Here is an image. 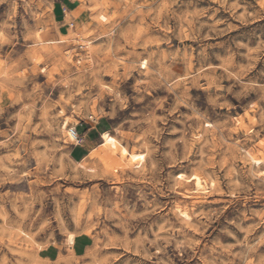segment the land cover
<instances>
[{
    "label": "clouds",
    "instance_id": "clouds-1",
    "mask_svg": "<svg viewBox=\"0 0 264 264\" xmlns=\"http://www.w3.org/2000/svg\"><path fill=\"white\" fill-rule=\"evenodd\" d=\"M178 2L0 0V264H264V208H245L210 242L224 209L197 211L220 193L229 206L264 197V25L220 44L229 54L214 63L216 45L173 49L170 23L203 42L264 20V0L183 14ZM27 18L36 27L24 32ZM60 179L110 198L46 203L40 186L58 191Z\"/></svg>",
    "mask_w": 264,
    "mask_h": 264
},
{
    "label": "rangeland",
    "instance_id": "rangeland-1",
    "mask_svg": "<svg viewBox=\"0 0 264 264\" xmlns=\"http://www.w3.org/2000/svg\"><path fill=\"white\" fill-rule=\"evenodd\" d=\"M160 0H155L154 6L156 4H159ZM210 0H179L178 4L175 5V11L176 13L179 14H183V12L185 11H194V10H200V9H205L209 6ZM218 6V5H213ZM7 7L6 6H0V25H3L5 23V21L7 20ZM18 15H17V22L19 23V17L20 14L23 13V8H19L17 10ZM227 13H223L221 12L220 14H218L217 18H222L224 16H226ZM28 22H27V26L25 27L23 24L20 25L21 29L24 32H27L29 30H34L36 27V24L33 20H31L30 18H27ZM172 24V26L174 28H176V32H177V39H173L171 41L172 43V47L173 49L177 48V47H183L185 45L191 46L192 49H195V51L198 53L200 51V48L203 45H216V47H208V50L206 52V57L209 59H213L214 63H218L217 61H215V57L217 55L220 56H227L229 54L228 49H227V45H223L220 46V44L224 43V42H231L230 38L231 37H236L239 36L240 39L244 40L245 42H247V37L250 35L249 29L256 27V25H264V20H258L256 21V24L253 25H249L246 28H238L236 31H233L231 33H228L227 35L224 36H218V37H213L210 38L208 40H205L203 42H199V41H192L190 39H180V32L179 29L176 25V21L173 20L170 22ZM201 23H210V21L208 20V16L204 15V16H200L198 18V21H196L195 23V27H198L199 24ZM49 27L50 29L53 31L55 30V25L53 22V19L50 20L49 22ZM221 27H223V25H221ZM160 31V30H157ZM206 32V29H205ZM204 34V33H202ZM171 35V34H169ZM253 43H256L255 39L253 38ZM161 47H167V45L162 44ZM23 49L20 48L18 49V52H22ZM238 59H242L241 57H237ZM264 65H257V68H260ZM255 74V71L254 73ZM107 79V77H106ZM7 115L8 113H5L3 117H0V131H5L7 125H4V121L7 119ZM14 123V122H13ZM3 137H0V139H2ZM78 156V154H77ZM35 179V178H33ZM58 184L64 185V188H60L58 191H52L49 190L52 187H55V185H45L42 184L40 187L43 191H45L44 193V200L47 203V201L49 199H51L52 197H55L58 200H61L63 202V206L65 207H73L76 203L79 202V200L81 198H84L85 196V192H87V197L90 199H95L97 197H100L101 199H108L110 198V194L107 193L106 191H104L103 189H97V188H87L84 189L83 187H85V185L83 184H79V185H71V184H67L65 183V181L63 179H60L57 181ZM90 183H95V181H91ZM103 185H109L112 183V181H101L100 182ZM122 182H118V186H121ZM129 183H134V181H130ZM6 188L8 187L7 185L5 186ZM68 187H79V188H74L72 191H65V188ZM15 191L17 192L18 195H23L26 191H27V187L23 184H16L14 186ZM128 192V197L131 198L134 195V192L131 188L127 189ZM213 199L212 197H209V200ZM232 198H229L227 196H224L223 193H220L217 195V203L212 204V205H202L200 207L197 208V211H204V212H211V211H217V210H221L224 209L223 211V215H221L219 217L218 220H216V222L214 224H212L211 227H209L207 229V232L205 234L206 236V242H210L212 240H214L217 236L220 235V229L228 226L231 227L230 225H227V220L236 218L239 216L240 212L244 211L245 208H249L255 211H260L262 208H264V197H257L255 199L249 200L247 202V205L244 204L243 200H239V201H235L234 203H231V205L229 206V201ZM117 235H120L121 232L119 229L115 230ZM135 238V234H133L130 239H134ZM107 251L110 252H124V249H118V248H112V249H108ZM127 256H133L132 251H128L127 252ZM135 259H139V257H135ZM115 264H120V260H116ZM193 264H195V261H193Z\"/></svg>",
    "mask_w": 264,
    "mask_h": 264
},
{
    "label": "crops",
    "instance_id": "crops-1",
    "mask_svg": "<svg viewBox=\"0 0 264 264\" xmlns=\"http://www.w3.org/2000/svg\"><path fill=\"white\" fill-rule=\"evenodd\" d=\"M68 8L71 10H74L76 8V5L74 4H70L68 5ZM63 19H64V13L62 11V5L60 3H56L54 6V13H53V22L55 25V30H56V25H57V21L61 22V24L63 23ZM54 30V32H55ZM59 31L61 33L67 34V26H61L59 27ZM86 242L90 243V240H86Z\"/></svg>",
    "mask_w": 264,
    "mask_h": 264
}]
</instances>
